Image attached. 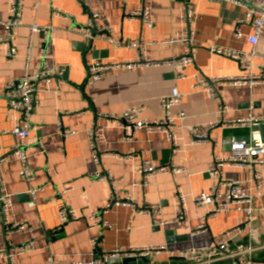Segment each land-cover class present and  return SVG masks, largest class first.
<instances>
[{"label":"crops","instance_id":"crops-1","mask_svg":"<svg viewBox=\"0 0 264 264\" xmlns=\"http://www.w3.org/2000/svg\"><path fill=\"white\" fill-rule=\"evenodd\" d=\"M84 1L22 0V24L10 36L17 56L9 58L0 50V158L5 157V162L0 161V182L3 193L9 194L13 203L7 220L0 219V249L7 251L35 239L31 252L16 256L13 262L5 259L2 264H84L114 248L158 246H166L170 253L115 257L107 264H185L179 256L181 252L214 245L225 232L246 219L240 211H226L210 218L204 230H198L202 217L213 207L196 205L192 196L210 192L214 184L226 194L225 183L230 181L247 186L250 171L246 167L221 166L213 176L207 171L215 159L230 155L229 147L222 144L224 137L245 136L249 130L226 129L218 124L206 142L195 144L189 128L217 123L220 102L230 110L224 120L249 114L264 116L263 85L219 88L218 99L195 88V75L209 78L239 74L236 59L214 54L208 46L250 50V26L242 27L244 36L240 39L234 35L237 21L249 7L243 0H87L98 9L99 25L111 29L110 34L96 32L90 40L82 32L91 20ZM53 6L64 15H53ZM143 6L149 9L150 24L140 17H128V13ZM185 7L191 11L189 20L181 18ZM9 18V0H0V36L7 34ZM35 23L53 27L51 45L42 33L31 35L30 27ZM185 30L194 35L193 62L182 68L185 79H176L172 65H158L109 71L103 79L88 82V67L94 61H135L137 52L131 43L137 38L150 43L145 52L147 59L160 62L183 55L185 47L176 40ZM46 48V62L56 76L50 83L36 82L37 106L31 118L36 130L31 134L28 151L36 179L31 185L23 175L21 161L10 154L20 143L12 131L21 122V115L9 107L5 86L26 70L31 74L40 71ZM256 49L259 55L255 57L254 70L264 72V42ZM173 87L183 94L173 112L186 113L176 132L179 151L175 154L165 133L141 129L130 140H124L118 123L106 118L122 116L134 107L141 110V119L158 118L162 115L160 100ZM92 127L102 128L98 147L109 154L99 163L94 162L87 135ZM146 161L184 171L177 173L169 168L145 182L139 168ZM98 173L108 175L110 180L97 181L94 177ZM31 186L42 188L34 208L28 205ZM179 192L187 195L186 218L174 221ZM251 194L252 228L233 241L255 246L253 260L264 264V186ZM116 200L122 202L107 207ZM63 205L75 209L79 219L62 224L59 210ZM143 206H157L160 212L142 213ZM99 211L105 225L89 220ZM16 223L26 228L8 233L6 226Z\"/></svg>","mask_w":264,"mask_h":264},{"label":"built area","instance_id":"built-area-1","mask_svg":"<svg viewBox=\"0 0 264 264\" xmlns=\"http://www.w3.org/2000/svg\"><path fill=\"white\" fill-rule=\"evenodd\" d=\"M146 1V0H144ZM247 4H251L254 8H249L244 17L237 21L235 26V38L240 39L243 35L242 27L250 26L252 34L247 36V41L252 45L251 49L239 50L218 45H209V50L218 55H223L236 59L239 62L240 72L236 76H213V77H200L195 75L196 83L195 88L204 89L210 98L218 99L220 97L219 88L225 87H238L246 86L252 88L256 85L264 86V72H255V57L259 55L256 46L260 42H264V0H243ZM84 9L89 14L91 20L82 29L84 36L90 40L94 39V30L111 33L109 27H101L99 25V12L98 9L89 1H84ZM53 15H64L62 11L53 6ZM9 14L10 18L6 23L7 34L0 36V50H4L9 58L17 56V49L10 43L11 32L15 27L22 24V0H9ZM130 19L142 18L144 23L150 24V12L146 6L141 7L138 11L128 13ZM181 18L189 20L191 18V11L185 7L183 8ZM31 35L42 33L48 45H51L53 39V27L51 25H39L37 23L30 27ZM109 41L115 44L110 35ZM193 33L185 30L178 37L176 41L181 42L185 47L183 55L175 56L166 61H153L145 57V52L150 44L141 38L132 41L131 47L137 52L135 61L117 62L109 60L107 62L94 61L88 67V82L94 83L105 77L109 71H119L134 68H145L158 65H172L175 67L176 79H185L182 68L193 62L191 54V43L193 41ZM48 55L47 48L44 50L42 58H44L43 68L31 74L28 70L18 79H13L5 86V92L8 99V105L11 109L17 111L21 115V122L13 129L12 133L20 141L19 145L10 150V154L14 155L23 166V175L27 182L31 185L36 179L35 172L29 165V148L31 147L30 139L31 134L36 130V126L31 121L34 110L37 106V92L36 82L45 80L50 83L54 80L56 73L52 67L46 62ZM183 98L182 92L178 87H173L169 95L161 98L162 115L155 119H141V110L134 107L126 111L122 116L106 115L108 120L118 123L119 128L123 131V139L130 140L132 135L141 130L146 129L150 132H163L166 134L168 141L171 143L173 154L179 151V139L177 137V129L180 128L179 121L186 118V113L183 110L173 112V108L178 106ZM229 108L224 103H219V121L211 123L204 127L192 126L189 128V134L192 143L201 144L208 140L211 129L218 124L224 125L226 129H248L249 133L245 136H238L231 134L222 139V144L229 147L230 155L225 158H218L210 165L207 173L211 176L219 172L221 166H235L246 167L250 171L247 186L242 185L236 181L226 182L228 187L226 194H222L218 190L217 184H214L210 192H203L198 195H193L192 200L196 205H208L213 208L208 211L206 216L202 217L199 223L198 230L206 228L207 221L215 217L218 213L237 210L245 215V222L239 226L225 232L222 237L214 244L203 248H191L179 254L181 259L185 260V264H218L221 262L232 261L233 264H255L253 255L257 248L251 244L234 243V239L241 232L248 228H252V216L254 213L253 196L251 192L254 189H261L264 186V140L259 131H254V127L264 126V116H257L249 114L247 116L237 119L224 120V115L229 113ZM102 128L92 127L87 131L88 139L91 148L94 152V162H101L102 157L109 155L106 151H101L98 143L101 137ZM2 132L0 131V135ZM1 162H5V157L0 158ZM171 168L174 172H183V169H178L175 166H160L157 167L150 162L146 161L139 168V173L143 179H148L157 174L165 172ZM97 181L110 180L108 175L96 174ZM3 185L0 182V219L7 220V215L12 208L11 196L3 193ZM42 191L41 187L31 186L29 190L30 202L29 207L36 206V199L39 192ZM68 191V190H66ZM186 197L183 192H179L176 196V204L178 210L174 221H182L186 218ZM122 201H111L107 207L113 204H119ZM136 206V204L134 203ZM142 213L155 215L159 213L157 206H143ZM101 211L94 213L89 217V220L100 225L106 223L101 218ZM60 221L65 224L70 221L79 219V215L75 209L67 205H63L59 210ZM156 220V219H155ZM7 224V222H5ZM165 224V223H161ZM26 227L23 224H14L9 227L6 226L8 233L15 231H22ZM253 231L252 229L250 230ZM35 247V239L32 238L28 242L9 248L7 251L0 249V264L6 259L13 262L15 257L31 252ZM167 252L166 246L158 247H134L131 249L114 248L111 251H104L98 255L93 261L84 264H107L109 259L115 257H142V256H158ZM170 253V252H167Z\"/></svg>","mask_w":264,"mask_h":264},{"label":"water","instance_id":"water-1","mask_svg":"<svg viewBox=\"0 0 264 264\" xmlns=\"http://www.w3.org/2000/svg\"><path fill=\"white\" fill-rule=\"evenodd\" d=\"M245 3V2H244ZM246 5L249 7V8H254L251 4H247ZM94 33H96V31L94 30ZM254 131H259L262 135V139L264 140V126H259V127H254L253 128Z\"/></svg>","mask_w":264,"mask_h":264}]
</instances>
